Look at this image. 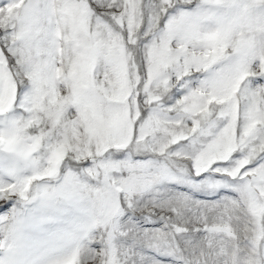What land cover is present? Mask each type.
Instances as JSON below:
<instances>
[{
    "label": "snow or ice",
    "instance_id": "6c2138e0",
    "mask_svg": "<svg viewBox=\"0 0 264 264\" xmlns=\"http://www.w3.org/2000/svg\"><path fill=\"white\" fill-rule=\"evenodd\" d=\"M0 264H264V0H0Z\"/></svg>",
    "mask_w": 264,
    "mask_h": 264
}]
</instances>
